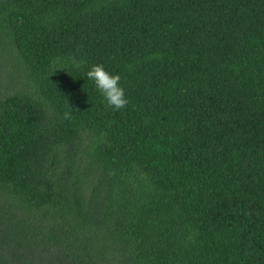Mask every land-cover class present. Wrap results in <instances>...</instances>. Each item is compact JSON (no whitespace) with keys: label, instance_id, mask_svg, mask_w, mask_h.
Here are the masks:
<instances>
[{"label":"trees","instance_id":"16d2710c","mask_svg":"<svg viewBox=\"0 0 264 264\" xmlns=\"http://www.w3.org/2000/svg\"><path fill=\"white\" fill-rule=\"evenodd\" d=\"M0 264H264V0H0Z\"/></svg>","mask_w":264,"mask_h":264},{"label":"clouds","instance_id":"9594fccd","mask_svg":"<svg viewBox=\"0 0 264 264\" xmlns=\"http://www.w3.org/2000/svg\"><path fill=\"white\" fill-rule=\"evenodd\" d=\"M86 77L94 83L96 90L102 95L107 106L113 110H121L129 103L125 97L124 89L120 86L121 77L118 74H110L102 64L91 66ZM69 118V114H65Z\"/></svg>","mask_w":264,"mask_h":264}]
</instances>
